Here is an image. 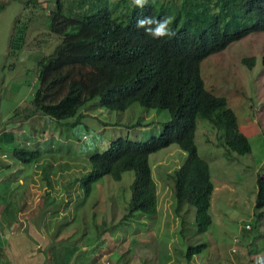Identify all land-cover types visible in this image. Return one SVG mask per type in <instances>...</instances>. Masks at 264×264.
<instances>
[{
	"label": "rangeland",
	"instance_id": "1",
	"mask_svg": "<svg viewBox=\"0 0 264 264\" xmlns=\"http://www.w3.org/2000/svg\"><path fill=\"white\" fill-rule=\"evenodd\" d=\"M36 3L37 15L24 44L11 52L13 24L22 16L24 4L22 0H0V7L4 5L0 9V134L11 135L12 140L5 144L0 136V146L11 149L20 144L22 132L50 139L49 144L38 140L44 151L29 167L13 160L15 180L22 184L25 198L18 202L17 215L7 226L23 228L26 241H35V250L33 243L27 249L29 253L35 251L37 264H47L51 245L71 255L69 260L74 264H246L254 257L249 256L248 247L264 255V216L260 217L254 207L256 179L264 175V31L230 43L204 58L200 65L206 89L224 97L234 110L251 151L226 154L222 131L208 120L197 118L194 141L199 156L209 164L214 185L209 208L212 222L206 231L199 232L192 205L185 203L175 211L173 181L168 176L186 158L175 143L149 156L158 197L154 215L135 212L125 217L133 171L124 172L118 181L104 176L93 184L87 198L78 180L89 170V155L106 150L112 140L144 141L159 135L169 119L168 111L138 103L124 111L110 110L95 97L79 108L77 115L82 117L73 127L61 124L71 123L75 117L61 123L37 116L28 121L12 118L15 110L32 100L38 88L39 64L60 41L46 24L55 0ZM248 58L254 59L251 68L243 62ZM49 163L57 165L48 171L50 182L55 184L46 186L41 167ZM43 203L52 208L42 217ZM197 244H204V248L188 261L187 248ZM7 256L2 264H18L12 255Z\"/></svg>",
	"mask_w": 264,
	"mask_h": 264
},
{
	"label": "trees",
	"instance_id": "2",
	"mask_svg": "<svg viewBox=\"0 0 264 264\" xmlns=\"http://www.w3.org/2000/svg\"><path fill=\"white\" fill-rule=\"evenodd\" d=\"M22 3L24 12L14 21L10 36L11 52L24 44L37 15L36 0ZM148 16L171 17L169 27L175 35L161 39L145 35L136 23ZM46 24L60 41L39 64L38 88L32 100L15 110L12 118L42 115L61 123L75 117L71 123L61 124L73 127L82 117L77 115L79 108L95 97L110 110L124 111L138 103L168 111L169 119L159 135L144 141L117 138L106 150L90 154L89 170L78 179L82 195L87 198L93 184L104 176L118 181L124 172L133 171L125 217L135 212L156 214L157 186L149 156L175 143L186 153L182 164L168 176L173 181L175 211L185 203L192 205L196 230L206 231L212 222L209 208L214 185L209 164L199 156L194 141L197 118L222 131L226 154H247L251 146L226 99L206 89L200 65L230 43L264 31V0H155L143 10L131 0H76L68 5L55 0ZM243 62L250 68L254 65L253 58ZM28 141L12 149V156L23 164L33 163L44 151L35 138ZM50 167L43 166L45 179ZM256 186L254 207L262 217L264 175L257 177ZM203 248L204 244L189 246L188 261ZM48 252L47 264H68L71 256L54 245ZM248 252L249 256L258 254L249 247Z\"/></svg>",
	"mask_w": 264,
	"mask_h": 264
},
{
	"label": "crops",
	"instance_id": "3",
	"mask_svg": "<svg viewBox=\"0 0 264 264\" xmlns=\"http://www.w3.org/2000/svg\"><path fill=\"white\" fill-rule=\"evenodd\" d=\"M37 117H42L44 118V120L47 121V117L42 116V115H35ZM34 117V116H33ZM32 118V117H31ZM29 118V119H31ZM29 119H26L24 121H28ZM23 120V119H21ZM0 136L3 137V141L5 144H10L12 142L11 135H8L6 133L4 134H0ZM34 135H29V136H25V133H21V138L23 139L22 142H20V144L24 143L25 141L28 140V137H31L32 139L35 138V141L40 140V142H50V139L46 140L45 139H38L39 137H33ZM28 142H32V140H29ZM3 143V144H4ZM2 149L0 150V175L2 174V177L0 179V264L7 262L8 260V256L7 255H12L14 258H16L18 261V264H37V259H35V251L33 253H29L28 251L30 249L29 246L31 245L30 243H33L32 246H34L35 250V241L34 242H27L26 238V234L27 232L22 228H17V229H12V227L9 228L8 222L13 221L14 217L17 215V211H18V202L20 200H22L23 198H25L23 196V189H22V184H19L17 182V180H15V176L14 174V169L15 167V163L14 161L20 162L18 160H16L13 156H12V149H6L3 148L2 146H0ZM3 149L5 150V152H3ZM8 156H11V159H9L10 161L6 160V158ZM40 158V157H39ZM14 160V161H13ZM42 161L40 160V163ZM21 163V162H20ZM19 163V164H20ZM40 163H36L35 166H37ZM13 164V165H12ZM24 166L29 167V164H23ZM51 165L49 170H53L55 168V165L53 167V164L55 163H49ZM44 166V165H43ZM43 166L41 167V169H43ZM7 175V176H6ZM10 176V177H9ZM44 180H42L46 186H50L55 184L54 182H50V179L47 178L45 180V178H43ZM14 181V183H12ZM20 181V180H18ZM66 180H63V182H65ZM21 182V181H20ZM22 183V182H21ZM27 183V182H26ZM28 184V183H27ZM31 185V183H29ZM12 185H14V188L12 189ZM16 186V187H15ZM26 186V185H25ZM24 186V188H25ZM22 189V190H21ZM32 190V189H31ZM29 190V192L31 191ZM47 191V190H46ZM60 195L62 194V191H60ZM47 196H50L49 191L46 192ZM59 195V196H60ZM49 204L47 203H43V210H42V214L41 216H46L48 214H50L51 212V208L50 206H48ZM38 210H41V206L38 207ZM14 230V232H13ZM29 244V245H28ZM71 260V259H70ZM68 260V264H74V262ZM85 264V263H83ZM90 264H94V263H90Z\"/></svg>",
	"mask_w": 264,
	"mask_h": 264
},
{
	"label": "clouds",
	"instance_id": "4",
	"mask_svg": "<svg viewBox=\"0 0 264 264\" xmlns=\"http://www.w3.org/2000/svg\"><path fill=\"white\" fill-rule=\"evenodd\" d=\"M150 2L154 3L155 0H131V4L141 10H143L146 5H149ZM172 22V18L169 16H164L160 19L148 16L139 18L136 23V28L144 29L145 35L153 39H161L175 35L169 27ZM105 147H107V144H105Z\"/></svg>",
	"mask_w": 264,
	"mask_h": 264
},
{
	"label": "built area",
	"instance_id": "5",
	"mask_svg": "<svg viewBox=\"0 0 264 264\" xmlns=\"http://www.w3.org/2000/svg\"><path fill=\"white\" fill-rule=\"evenodd\" d=\"M246 228H250V226L247 225ZM251 259H253V261L251 260V264H264V255L260 253L255 254L254 257ZM104 264H112V263L110 261H106Z\"/></svg>",
	"mask_w": 264,
	"mask_h": 264
}]
</instances>
